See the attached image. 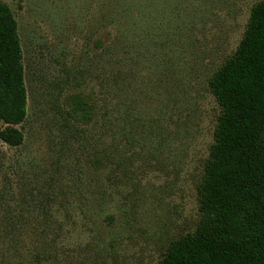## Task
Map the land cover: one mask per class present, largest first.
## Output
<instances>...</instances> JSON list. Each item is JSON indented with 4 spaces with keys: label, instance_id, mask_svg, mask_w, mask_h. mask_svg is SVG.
Instances as JSON below:
<instances>
[{
    "label": "rangeland",
    "instance_id": "374dc122",
    "mask_svg": "<svg viewBox=\"0 0 264 264\" xmlns=\"http://www.w3.org/2000/svg\"><path fill=\"white\" fill-rule=\"evenodd\" d=\"M260 2L0 0L27 91L23 144L0 141V264H159L194 232L208 83Z\"/></svg>",
    "mask_w": 264,
    "mask_h": 264
},
{
    "label": "trees",
    "instance_id": "16d2710c",
    "mask_svg": "<svg viewBox=\"0 0 264 264\" xmlns=\"http://www.w3.org/2000/svg\"><path fill=\"white\" fill-rule=\"evenodd\" d=\"M208 87L220 115L197 189L199 221L159 264H264V2L252 8L235 53ZM86 109L79 115L89 124L95 111ZM26 117L18 24L0 3V141L21 146Z\"/></svg>",
    "mask_w": 264,
    "mask_h": 264
}]
</instances>
